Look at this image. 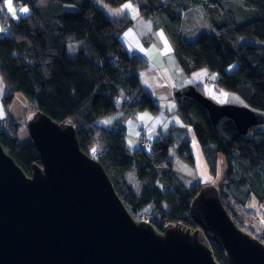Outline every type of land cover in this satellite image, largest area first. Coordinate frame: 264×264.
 <instances>
[{"label": "trees", "instance_id": "1", "mask_svg": "<svg viewBox=\"0 0 264 264\" xmlns=\"http://www.w3.org/2000/svg\"><path fill=\"white\" fill-rule=\"evenodd\" d=\"M6 1L0 0V18L8 31L0 35V76L7 91L2 105L8 106L21 94L31 102L33 113L73 126L80 149L100 163L134 219L149 207V223L158 232L176 224L197 229L190 207L204 187H188L175 172L168 158L174 143L171 134L152 142L149 149L136 142L129 148L126 132L117 124L120 116L135 118L139 111L160 110L138 75L149 62L140 55H128L121 41L133 26L131 18L111 19L97 0H12L15 13L28 10L26 16L14 20L5 12ZM102 1L111 7L128 2L137 5L153 28L164 31L187 76L203 68L217 73V90L234 92L247 107L264 113V0ZM65 4L78 9L67 11ZM194 14L202 16L211 32H202L188 43L181 29L186 18L193 22ZM245 38L252 43H244ZM74 42L81 47L70 56L67 45ZM233 63L237 68L228 72ZM192 88L204 94L201 86L191 83L175 90L172 114L182 120L183 131H192L203 151L208 178H212L206 187H216L235 225L264 244V229L255 231L253 204L255 200L264 217V132L251 129L241 135L229 119L213 124L208 112L189 97ZM18 128V121L9 115L0 120V144L30 177L40 157L31 140L19 143ZM188 144H182L179 156L193 166ZM131 170L132 182L128 179ZM209 244L214 260L225 264L223 250L215 242Z\"/></svg>", "mask_w": 264, "mask_h": 264}, {"label": "water", "instance_id": "2", "mask_svg": "<svg viewBox=\"0 0 264 264\" xmlns=\"http://www.w3.org/2000/svg\"><path fill=\"white\" fill-rule=\"evenodd\" d=\"M189 97L213 124L234 122L241 135L264 125V114L217 105L192 88ZM39 157L30 177L0 144V264H264V244L239 229L214 187L200 189L191 230L171 225L158 232L134 219L100 163L82 152L76 130L41 112L27 122Z\"/></svg>", "mask_w": 264, "mask_h": 264}, {"label": "rangeland", "instance_id": "3", "mask_svg": "<svg viewBox=\"0 0 264 264\" xmlns=\"http://www.w3.org/2000/svg\"><path fill=\"white\" fill-rule=\"evenodd\" d=\"M97 4L102 8V10L105 12V14L107 16H109L111 19H115V18L116 19H122V18L126 17L127 15H133V13L135 14V12H136L135 10L137 9L136 6H132L131 3H129L128 5H125V6L111 7V6L107 5L106 3H104L102 0H97ZM4 5H5L6 14L14 20H17L19 17H24L28 14V10L25 12V11H23V8L20 9L19 14L13 12L14 11V4H12L13 11L10 12L8 10V7H7V1L5 2ZM24 9H26V8H24ZM64 9L67 11H75L78 9V7L75 5H72V4H65ZM126 11H128L130 13H127ZM122 13H124L125 15L122 16ZM118 16H120V17H118ZM201 17L200 18L196 17L194 14L193 22L188 20V18H186V20L184 21V23L182 25V32H183V37L188 40V43L195 42V41H193L194 39H192L194 37V34H193L194 32H207V31L211 32L210 27L208 30H207L208 27L207 28L204 27L205 21ZM3 21L4 20H0V22H3ZM142 24H144L148 30H151L152 24L150 22H145ZM3 27H5V25L0 24V35L3 34V31H2ZM137 27L140 28L139 25ZM3 35H5V34H3ZM140 35H141V37H143L142 33ZM243 42L246 44L252 43V41L250 39H247V38L243 39ZM149 46H151V47H149L150 49L149 50L147 49V51H146L147 56L152 60H153V57H156V59L159 60V56H158L159 51L156 49H153V47H154L153 43H150ZM80 47H81V43H79V42L69 43L67 45L68 55L75 56L77 54L78 48H80ZM237 66H238L237 63H233L227 68V71L231 72L235 68H237ZM142 70L145 71L144 69H142ZM143 71L140 70L138 73L143 72ZM146 71L144 73H146ZM148 71H151V70H148ZM201 71H206L207 75H212L211 80L213 83H216L218 74L217 73H211L206 68H203V69H200V70L194 72V73L200 72V73L195 74L193 76L194 81H196L200 84V82L198 80H195L194 78H200V77L204 78L205 74L202 73ZM161 73L164 74L163 71H161ZM162 79H163V82L165 83L167 77L165 75H162ZM206 82H207V80H206ZM209 82H211V81H209ZM167 84H169V81L167 82ZM177 85L179 86V85H181V83H177ZM5 88L6 87L4 85V82L0 76V120H2L4 118L6 119L7 115H9L10 118H13L14 120L18 121V123H19L18 141H19V143L24 144V143L30 141V136H29V133L27 131V122L30 119H32V117L35 113H33V110H32L33 108L31 106V102L29 100H27L21 94H17L14 97V99L12 100V102L8 106L4 107L2 105V100H3L4 96L7 94V92L5 91ZM215 90L218 92V95H221L223 97V99H225L227 102V104H221L219 100H216L217 105H220V106L232 105V106L246 107V104L240 98V96L238 94H236L234 92H225L223 90L222 91L217 90V89H215ZM3 91H5V92H3ZM175 109H176V102L173 104V106H171L167 110L168 115H166L167 111H162L158 114L153 113L152 111H150L148 109L143 110V111H139L136 113L135 118L128 117L126 115L120 116L117 124L125 130L127 145L129 146V148H130V143H133V142H136V144L139 146L140 143L137 142L136 137H137L138 129L141 125H144L146 127V135L144 137L149 140L148 142L150 144H151V142H154V140L156 141V140L160 139L162 136H165L167 134H171V136L174 138V143L170 147L168 158L170 161L173 162V168H174L175 172L178 173L180 175V177L185 180L186 185L190 188L194 185H197V184H201V185H203L204 188H208V187H206L207 182L211 183L212 178L211 177L208 178L209 172H208L207 167L206 166H204L202 168L200 167V169L197 171L195 167L191 166L188 162H186L184 159L180 158V156H179V150H180L182 144L183 143H190L191 141H190V137L187 134V132L182 131L183 122L180 119V117L177 114H172V112ZM24 112H25V114H28L27 115L28 118L24 117V114H23ZM172 126H174L175 128ZM259 130L264 131V125L262 127H260ZM133 145L134 144H132V147H133ZM207 150L209 151V149H207ZM223 173H224L223 169L221 168L219 173H218L219 177H221L220 180H222ZM134 176H135L134 170H131L130 173L128 174V179L130 182H132V180H133L132 178H134ZM136 187H138V184H136ZM253 204L256 206L255 214L257 215V216L254 215V217H255L254 218V225L256 228L255 231L260 232L262 229H264V223L262 222V218H264L262 216L263 212L261 213V210L257 206V203L255 200H254ZM251 206L253 208H255L252 205V203H251ZM151 211L152 210L149 207L144 208L141 211V213L138 214L136 220L149 222L151 219V216H150ZM260 214H262V215H260Z\"/></svg>", "mask_w": 264, "mask_h": 264}, {"label": "crops", "instance_id": "4", "mask_svg": "<svg viewBox=\"0 0 264 264\" xmlns=\"http://www.w3.org/2000/svg\"><path fill=\"white\" fill-rule=\"evenodd\" d=\"M129 3H131L132 6H136L137 8V5H135L132 2L125 3L122 6L128 5ZM135 11H134L135 14L133 13V15L126 14L127 16L131 18L134 25L122 35L121 41L124 44L128 55L130 56L140 55L142 56V58H144L145 60L149 62V66L144 69L145 71L147 70L146 73H144L145 71L141 70L143 72L138 73V75H139L142 87L150 94L155 104L161 108L156 114L162 111H167L171 106H173V104L175 103L174 91L181 87L186 86L189 83L201 86L203 89L204 95L210 98L215 103H217L216 100H219L221 104H227L226 100L223 99L221 95H218V92L215 90L217 89V85L216 83L212 82L211 80L212 75H207L206 71H201L202 73L205 74L204 78L203 77L194 78L195 80H198L200 84L193 80V76L200 72H197V73L193 72L190 76H187L183 72L177 59L175 58L172 45L168 41L164 31L160 28H153V26H151L152 28L150 27L151 30H148L147 27L142 23L150 22V21L143 18L139 10L136 9ZM126 12L130 13L128 11ZM123 15L125 14L122 13V16ZM138 25L140 28L137 27ZM141 33L143 34L142 35L143 37H141L140 35ZM206 33H210V32L207 31ZM193 34H194V37L192 39L202 34V32H194ZM182 37H183V32H182ZM185 40L188 42L187 39ZM150 43L154 44L153 49H156L159 51L158 53L159 60L156 59V57H153V60H152L147 56L146 51L147 49L148 50L150 49L149 48L151 47L149 46ZM148 70H151V71H148ZM161 71H163L164 74L161 73ZM162 75H165L167 77L165 83L163 82ZM217 79H218V76H217ZM168 81H169V84H167ZM177 83H181V85L178 86ZM5 91H6V88H5ZM166 115H168V111ZM11 119L14 120L13 118ZM183 130H184V124L182 127V131ZM188 135L191 141L188 144V147L190 148V154L194 161L193 167H195L196 170L198 171L200 167L202 168L206 166L207 162L204 157L203 151L199 147L192 131L189 132ZM130 146L132 147V143H130Z\"/></svg>", "mask_w": 264, "mask_h": 264}, {"label": "built area", "instance_id": "5", "mask_svg": "<svg viewBox=\"0 0 264 264\" xmlns=\"http://www.w3.org/2000/svg\"><path fill=\"white\" fill-rule=\"evenodd\" d=\"M16 10L17 9L14 8V12H16ZM2 31H3V34H6L7 33V29L5 27H3ZM139 133H140V139H139V142H140L139 145H140V147L147 148V149L151 148L152 145L148 142L147 139L144 138V135L146 133V128L144 126H142L140 128Z\"/></svg>", "mask_w": 264, "mask_h": 264}, {"label": "bare ground", "instance_id": "6", "mask_svg": "<svg viewBox=\"0 0 264 264\" xmlns=\"http://www.w3.org/2000/svg\"><path fill=\"white\" fill-rule=\"evenodd\" d=\"M1 20V19H0ZM0 24H3V22H0ZM246 108H249V107H247L246 106ZM250 109V108H249ZM252 110V109H251ZM253 111V110H252ZM254 112H256V111H254ZM256 113H260V114H264V113H261V112H256ZM263 125H261V126H258V127H254V128H252V129H256V130H258V131H261V130H259L260 129V127H262ZM251 130V129H250ZM249 130V131H250ZM262 132H264V131H262ZM249 133V132H248ZM247 133V134H248ZM246 134V135H247ZM208 187H214V186H208ZM214 188H216V187H214ZM217 190V189H216ZM217 194H218V191H217ZM219 196V195H218ZM262 222L264 223V218H262Z\"/></svg>", "mask_w": 264, "mask_h": 264}, {"label": "snow or ice", "instance_id": "7", "mask_svg": "<svg viewBox=\"0 0 264 264\" xmlns=\"http://www.w3.org/2000/svg\"><path fill=\"white\" fill-rule=\"evenodd\" d=\"M7 7H8V10L10 11V12H12L13 11V8H12V0H7ZM23 11H27V9H23Z\"/></svg>", "mask_w": 264, "mask_h": 264}]
</instances>
